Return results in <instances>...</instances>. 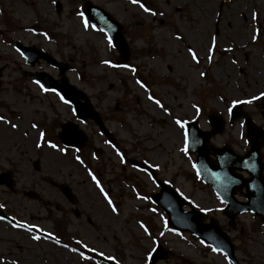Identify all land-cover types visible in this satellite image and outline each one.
I'll return each instance as SVG.
<instances>
[{
  "label": "rangeland",
  "instance_id": "374dc122",
  "mask_svg": "<svg viewBox=\"0 0 264 264\" xmlns=\"http://www.w3.org/2000/svg\"><path fill=\"white\" fill-rule=\"evenodd\" d=\"M85 1L0 0V174L10 171L14 183L0 185V210L14 220H0V264H148L157 244L170 258L156 264H232L167 227L151 201L159 187L150 168L219 223L241 264H264V224L245 213L231 226L225 204L196 174L195 155L182 150L185 128L176 124L197 121L209 131L210 115L220 114L225 130L211 143L241 155L249 149L245 124H230L229 108L252 101L237 105L264 127V0H89L125 26L132 47L125 67L107 35L85 25ZM17 43L70 65V82L89 96L111 138L32 81L30 72L59 71L45 61L29 66ZM69 122L89 138L80 149L58 139ZM56 221L67 245L56 242Z\"/></svg>",
  "mask_w": 264,
  "mask_h": 264
},
{
  "label": "water",
  "instance_id": "95a60500",
  "mask_svg": "<svg viewBox=\"0 0 264 264\" xmlns=\"http://www.w3.org/2000/svg\"><path fill=\"white\" fill-rule=\"evenodd\" d=\"M82 12L89 23L107 33L113 47L120 53L119 63L126 65L131 57V48L125 37V27L107 11L90 1L84 3ZM16 47L32 67L39 63L40 59H43L58 68L59 79H54L47 73H29V76L49 91L59 92L60 96H63L73 106L75 114L80 120H93L101 132L109 136L100 114L95 110L88 96L70 84L66 76L69 65L59 63L47 53L34 47H26L20 43H17ZM240 118L245 120L247 141L251 145V149L245 156L235 154L228 147L217 149L209 145L213 136L222 134L224 131L225 121L219 115L211 117L212 130L208 132L202 131L197 122H190L186 125L189 133L188 150L197 156L195 167L204 183L210 185L221 200L226 203L225 216L234 221L239 214L250 211L260 217L261 222L264 223V155L261 152L264 148V129L257 126L241 107H234L230 122L234 123ZM59 138L63 144L74 147H82L87 141V137L79 130V127L71 123L63 126ZM213 157L216 158V164ZM36 167L39 168L38 163H36ZM239 172H246L249 178H244ZM152 176L161 187V192L154 194L152 201L168 214V225L175 231L190 232L226 254L234 264H239L235 255V245L219 224L213 219L210 223H206L205 215L202 212L197 211L178 192L159 180L153 171ZM0 184H5L10 189L13 188L10 173L0 176ZM244 189L246 190L244 197L247 201L239 202L236 194ZM61 190L73 203L75 197L71 194L70 189L62 187ZM28 195L31 196V194ZM185 207L190 208V211H186ZM0 217L11 221L2 211H0ZM168 257L169 252L158 245L150 257L149 264H155Z\"/></svg>",
  "mask_w": 264,
  "mask_h": 264
},
{
  "label": "snow or ice",
  "instance_id": "6c2138e0",
  "mask_svg": "<svg viewBox=\"0 0 264 264\" xmlns=\"http://www.w3.org/2000/svg\"><path fill=\"white\" fill-rule=\"evenodd\" d=\"M132 3H138V0H132ZM141 7H143V5H141ZM144 10H145V11H149V9H147V8H145ZM153 14H155V13H153ZM85 25L87 26V21H85ZM109 43H111V38H109ZM192 56H193V59H196V54H195L194 52L192 53ZM112 66L115 67V65H112ZM41 87L43 88V85H41ZM44 91L47 92L48 89H47V88H44ZM53 91H55V90H53ZM56 94H57V95H60L59 92H57ZM261 95L264 96V93H262ZM60 98H61V100L64 101V103H68V101L65 100L63 96H60ZM257 98H258V97H257ZM251 102H252V101H250V100H249V101H239V100H237V101H234V102H233V106H235L236 104H240V103H251ZM155 103L160 104V101L156 100ZM197 111H199V109H197ZM231 112H232V109L229 108V113H231ZM0 120H3V117H0ZM176 124L179 125L181 128H185L184 123H183L181 120H179V119L176 120ZM12 127L15 128L16 125L13 124ZM33 127H36V125H33ZM183 136H184V143H185V145H187V144H188V137H189V133H188L187 130L184 131ZM41 138H43V134H41ZM50 147H52V148H56L57 146H56L55 144H51ZM182 150L185 151V152L187 153V147H185V148L182 149ZM93 179H95V177H93ZM101 190H102V189H101ZM106 198H107V197H106ZM108 202H109L110 204L112 203L110 199H109ZM0 207H3V206L0 205ZM113 211H115V208H113ZM0 219H2V217H0ZM17 226L22 227L23 225H14V227H17ZM141 227H143V225H141ZM145 231H147L146 228H145ZM53 238H54V237H53ZM32 239L38 241V240L40 239V237H39V236H33ZM56 242L59 243V240H57ZM212 250H213V251H220V250L217 249V248H213ZM74 251H75V250H74ZM84 258L87 259V257H84Z\"/></svg>",
  "mask_w": 264,
  "mask_h": 264
},
{
  "label": "trees",
  "instance_id": "16d2710c",
  "mask_svg": "<svg viewBox=\"0 0 264 264\" xmlns=\"http://www.w3.org/2000/svg\"><path fill=\"white\" fill-rule=\"evenodd\" d=\"M56 229H57V235L58 237L63 240V241H67L68 240V233L66 230V227L64 226V223L60 222V221H56Z\"/></svg>",
  "mask_w": 264,
  "mask_h": 264
}]
</instances>
